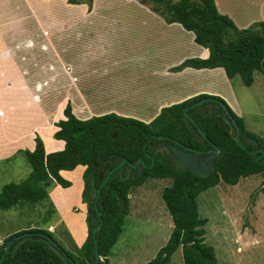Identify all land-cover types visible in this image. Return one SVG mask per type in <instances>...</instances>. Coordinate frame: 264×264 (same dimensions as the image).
Returning a JSON list of instances; mask_svg holds the SVG:
<instances>
[{
    "label": "trees",
    "instance_id": "1",
    "mask_svg": "<svg viewBox=\"0 0 264 264\" xmlns=\"http://www.w3.org/2000/svg\"><path fill=\"white\" fill-rule=\"evenodd\" d=\"M94 1L67 0L70 4H87L90 10ZM138 1L163 17L166 22L179 23L186 30L192 31L195 42L209 49L207 58H187L173 70L222 67L229 78L240 75L246 86L254 84L256 73L264 75V20L240 29L230 16L220 12L216 0ZM214 98L226 103L220 96L198 94L163 107L148 124L114 112L80 119L73 113L72 104L68 102L64 108L65 118L56 122L59 129L54 134L56 139L65 140V148L47 154L42 138L37 136L35 149L24 150L31 165L30 174L19 182H9L1 188L0 209L20 208L23 205L32 207L44 202L49 197L48 187L52 181H57L62 186L70 185V181L62 177V170H72L83 165V197L88 202L90 211L88 236L77 253L65 251L77 264H110L111 252L124 232L131 186L141 183L148 176L173 177V184L166 187L162 194L173 219V230L166 244L146 264H168L180 247L184 264H216L215 248L205 241L208 219L200 215L199 196L216 184L235 185L241 178L264 173V157L257 161L250 153V150L255 149L253 146H241L216 120L218 114L215 110L209 112L208 109L195 106L202 99ZM226 105L238 122L241 132L255 137L264 149V137L245 128L243 118L236 116L227 103ZM185 111L198 122L209 141L205 139L202 142L194 137L184 120ZM158 136L171 137L187 146L205 150L213 148L215 144L221 150L214 162L216 169L209 174H199L187 168L176 167L168 157L154 154V166L147 167L137 178H120L118 170H115L117 174H112L101 189L99 200L107 189L104 203L100 207L101 218L92 225V218L96 215H93V203L101 184L98 179L100 171L108 166L107 175L122 158L134 163L143 157L150 165L152 158H146L144 149L152 153L151 145ZM117 154L119 159H114L117 161L114 163L112 159ZM130 163L124 164V171L132 169ZM101 220L103 226L97 232L101 260L97 263L93 228ZM26 232L33 233L32 237L37 232H43L56 240L48 228L23 229L3 241L0 245V259L9 241ZM17 242L13 241L2 264H66L44 241L30 239L13 252Z\"/></svg>",
    "mask_w": 264,
    "mask_h": 264
},
{
    "label": "crops",
    "instance_id": "2",
    "mask_svg": "<svg viewBox=\"0 0 264 264\" xmlns=\"http://www.w3.org/2000/svg\"><path fill=\"white\" fill-rule=\"evenodd\" d=\"M10 1H13V8L9 9L7 2ZM126 1L129 6L128 0ZM66 2L67 0H0V112L3 113H0V117H4L3 122H0L1 159H7L18 151L34 150L37 136L42 138L47 154L65 148V140L54 137L59 129L56 122L65 118V104L59 112V105L63 102L55 101V105L52 106L47 102L50 98L46 96L54 98L58 95L56 85L40 89L43 84L39 80L43 78L42 73L33 74L24 65V61L28 63L29 57L24 54L22 48L37 47V44L43 49L49 48L46 41H43L44 43L40 41L42 44L36 41V33L48 32L47 40L56 50L55 53L61 62L56 72L63 73L65 78L63 95L66 101H71L73 111L80 119L114 112L121 116L151 122L163 107L198 94L216 95L230 101L233 87L224 68L187 67L179 71L173 70L187 58H207L210 54L208 48L195 42V34L181 24L166 22L138 0H132L128 13L132 14V18L129 16L122 19L116 8L111 6L113 3L117 5L116 0H95L91 10L87 4L68 3L72 7H67ZM216 3L220 12L230 16L240 29L264 20V0H216ZM45 4L63 6L57 9V6L45 7ZM74 9H79L84 16L90 17L91 21H95L94 24L99 25L73 23V20L58 25L55 19L54 22L47 23L42 20L45 16L56 17L58 12H65L63 15L68 16ZM248 9H253L259 14H254ZM97 26L100 45L108 37L102 40L99 38L109 36L112 30L113 37L118 38V44H122L124 48L129 47L128 59L122 57V62L119 59L114 60L115 66L122 68L121 72H128V76L123 74L120 77V73L111 71L108 63L104 68L94 66L90 61L99 59L92 50H89L90 45L85 51L81 46L84 45L83 42L73 40L77 37L82 38V31L95 29ZM58 30L66 33V38H70L64 45V52L57 50L55 40L57 34L53 35L54 40L50 39L51 33ZM25 31L29 33L19 35ZM29 38L33 41H29ZM76 48L81 49L78 56L73 55ZM16 50H19L21 55ZM101 71L105 73L103 75L105 77L111 74L115 82L112 85L109 80L106 84L104 81L105 85L97 93L94 91L93 83L89 81L96 74H99L96 79L103 78L99 77ZM142 73L146 81L148 78L154 80L151 85L147 82L142 84L147 90L135 88L133 85L132 75ZM37 94H43L42 101L35 99ZM88 97L91 99L97 97L98 106L93 108ZM82 101L87 104L84 108L79 104ZM34 115L36 116L34 119L29 118ZM26 120H31L32 125L26 124ZM25 124L30 127L28 131L23 129ZM63 171L60 172L62 177L69 181L62 174ZM112 260L110 264H113ZM128 261V257L122 258L121 264H128ZM129 263H132V253Z\"/></svg>",
    "mask_w": 264,
    "mask_h": 264
},
{
    "label": "rangeland",
    "instance_id": "3",
    "mask_svg": "<svg viewBox=\"0 0 264 264\" xmlns=\"http://www.w3.org/2000/svg\"><path fill=\"white\" fill-rule=\"evenodd\" d=\"M116 1H118L117 5L113 3L111 6L116 8L117 13H120L121 19L129 18V16L132 18V14H128L132 0H128L129 6L126 4V0ZM7 3L9 9L13 8V1ZM49 5L51 7L57 6V9L63 6L60 4H45L44 6L48 7ZM65 5L72 7L68 5V2ZM73 8H75V5H73ZM248 10L254 14H259L253 9ZM63 14L65 12H58L56 17L49 18L45 16L42 17V20L47 23L54 22L55 19L58 25L59 23H70L71 20H73V23L83 22L84 25H99L94 24L95 21H91L90 17L84 16V13L79 9H74L68 16ZM96 17L100 19L98 16ZM97 28L98 26L95 29L89 28L87 31H82L83 37H77L73 40L83 42L84 45L81 46L85 51L88 50V45H90L89 50H92L99 59L90 61L94 66L104 68L108 63L111 71H115L116 74L120 73V77L123 74L128 76V72H121L122 68L115 66L114 60L119 59L122 62V57L128 59L129 47L124 48L122 44H118V38L113 37L112 30L109 33L110 35L108 34L109 36L99 38V40H102L108 37L100 45L98 41L99 28ZM28 33L29 31H25L19 35ZM54 34H57L55 38L57 50L64 52V45L70 38H66V33L58 30L56 33H51L50 39L54 40ZM68 34L71 35V33ZM35 35L36 41H39L38 43L46 41L49 48L43 49L39 44L36 45L37 47L22 48L24 54L29 57L28 63L24 61V65L33 74L42 73L43 78L39 80L43 84L40 89L48 85H56L58 95L54 98L49 95L46 96L50 98L47 102L52 106L55 105V101L63 102L59 105L60 112L64 104L66 106L68 102L71 103V101H66V97L63 95L65 91L63 73L56 72L60 68L61 62L55 53L56 50L47 40L48 32L36 33ZM28 40L31 41L32 39L29 38ZM94 40L95 43H93ZM16 51L21 55L19 50ZM80 52L81 49L76 48L73 55L78 56ZM35 61L37 62L36 65L34 64ZM53 64L54 67L52 68ZM98 75H94L89 81L93 83L94 91L97 93L101 91L100 88L108 80L112 85L115 82V80H112L111 74L105 77L103 76L105 73L101 71L99 77L103 76V78L96 79ZM143 75V73L133 74V85L135 88L140 87V89L147 90L142 84L147 82L151 85L154 80L148 78L146 81ZM229 80L233 87V93L231 99H229L230 101L227 100L226 103L236 116L243 118L245 128L264 137V75L256 73L255 82L251 86H246L240 75H235ZM104 81L105 84L103 85ZM42 95H35V99L42 101ZM88 99L93 108L98 106L97 97L93 99L88 97ZM79 104L82 108L87 105L84 101ZM99 109L104 111L102 108ZM0 113L3 114L2 111ZM35 117L34 115L29 118L34 119ZM3 119L4 117H0V122H3ZM144 122L149 123L146 120ZM25 123L32 125L31 120H26ZM26 124L23 129L28 131L27 129L30 127ZM148 157L146 155V158ZM84 169L80 165L72 170H64L62 174L69 179L70 185L62 186L57 181H52L48 187L49 197L38 205L32 207L23 205L20 208L14 207L8 210L0 209V245L8 236L23 229L43 227L48 228L53 233L56 241L64 249L77 253L89 231V204L83 197ZM31 170V165L24 151L11 154V157L9 156L7 160L0 158V190L9 182H19L25 179ZM119 177L122 178V176ZM123 177L125 178V175ZM173 181V177L148 176L141 183L131 186L124 232L110 255L113 264H121V259L126 257L130 261L131 253V264H146L166 244L173 230V219L162 194L166 187L173 184ZM198 201L200 215L208 219L205 226V241L215 248L216 264H264V173L241 178L235 185L216 184L205 192L203 191ZM128 252L129 254H126ZM129 261L128 264H130ZM168 264H184L182 247L174 252Z\"/></svg>",
    "mask_w": 264,
    "mask_h": 264
},
{
    "label": "water",
    "instance_id": "4",
    "mask_svg": "<svg viewBox=\"0 0 264 264\" xmlns=\"http://www.w3.org/2000/svg\"><path fill=\"white\" fill-rule=\"evenodd\" d=\"M213 102V103H212ZM195 106H197L199 109H208L209 112L214 111V109L217 108H224L226 109L227 105L226 103L222 102L219 99H202L199 102L195 103ZM227 111V109H226ZM184 120L187 123L190 131L192 134L202 142L206 139L209 141V138L207 135L202 131L200 128L198 122L187 112H184ZM216 120L224 126L233 136V138L243 147L248 148V146H253L255 149L250 150V153L255 156L257 161H261V158L264 157V149L261 147L259 141L249 135V134H242L240 130V126L236 119L232 115H217ZM159 138L163 139V142H161V145L163 146V152L160 153L161 148H156V145L153 146V149H151V152L149 153L146 149L145 154L147 156H150L152 158V163L148 165L143 157L138 158V160L134 163H130L127 158L120 159L116 166L108 171L107 175L105 170L100 171L99 173V181H101V184L97 190L96 198L93 203V218H92V225H94L95 222H97L101 218V211L100 207L103 205L105 196L107 193V189L101 194V198L99 200V196L101 193V189L106 184V182L109 180L112 174L115 173V170H118V174L123 177L125 175V178L128 176H132L133 178H137L141 176L145 169L147 167H153L155 164V156L154 154H160L163 157H168L171 162L175 165H179L180 168H187L191 171L199 174H209L212 171L216 169V166L214 165V162L217 158V156L220 154L221 150L218 146L213 144V148H211L208 151H202L198 148H194L191 146H187L186 144L173 139L171 137L167 136H159ZM168 139V140H166ZM170 140V141H169ZM257 153H260L257 155ZM113 159H119V155H115ZM115 162V160L113 161ZM125 163H130L131 168H134L133 172L128 171L124 173L123 166ZM103 221L101 220L100 223H98L93 228V238H94V244H95V261L98 263L101 260V256L98 250L97 245V232L102 228ZM31 232L22 233L18 236H15L12 240L9 241L7 246L5 247L4 253L0 259V264H2L3 260L5 259L6 255L10 252V248L12 246V243L14 240H17V244L13 252H16L17 249L21 244L24 242L30 240V239H36L39 241H44L48 245V247L54 251L57 255H59L66 264H77L74 259H72L69 254L64 250V248L56 241L54 240L50 235L43 233V232H37L35 237H32Z\"/></svg>",
    "mask_w": 264,
    "mask_h": 264
},
{
    "label": "flooded vegetation",
    "instance_id": "5",
    "mask_svg": "<svg viewBox=\"0 0 264 264\" xmlns=\"http://www.w3.org/2000/svg\"><path fill=\"white\" fill-rule=\"evenodd\" d=\"M213 103V102H212ZM207 109V108H206ZM227 109V108H226ZM226 109H224V108H222V107H220V108H217V109H214L215 111H216V113L218 114V115H221V116H223V115H232L233 116V114L232 113H230V111L227 109V111H226ZM234 117V116H233ZM242 134H244V133H242ZM166 140H168V139H166ZM170 141V140H169ZM161 142H163V139H161V138H159V136H158V138L153 142V144L151 145V149H153V146L154 145H156V148H161V151H160V153H162L163 152V146L161 145ZM211 149V148H210ZM210 149H200V150H202V151H208V150H210ZM112 161H114V159H112ZM117 161L115 160V162L114 163H116ZM175 166L176 167H179V165H177V164H175ZM180 168V167H179ZM104 170L105 171H107V170H109V167L108 166H106L105 168H104ZM133 170H134V168H132V172H133ZM123 171H124V169H123ZM128 171H131V170H128ZM128 171H124V173H126V172H128Z\"/></svg>",
    "mask_w": 264,
    "mask_h": 264
},
{
    "label": "clouds",
    "instance_id": "6",
    "mask_svg": "<svg viewBox=\"0 0 264 264\" xmlns=\"http://www.w3.org/2000/svg\"><path fill=\"white\" fill-rule=\"evenodd\" d=\"M65 250V249H64Z\"/></svg>",
    "mask_w": 264,
    "mask_h": 264
}]
</instances>
